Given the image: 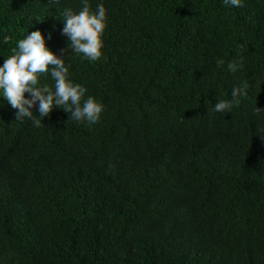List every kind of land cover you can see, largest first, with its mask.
I'll return each mask as SVG.
<instances>
[{
	"label": "trees",
	"instance_id": "1",
	"mask_svg": "<svg viewBox=\"0 0 264 264\" xmlns=\"http://www.w3.org/2000/svg\"><path fill=\"white\" fill-rule=\"evenodd\" d=\"M88 2L106 9L98 61L62 33L82 0H0V67L39 30L104 106L36 127L0 92V264H264V0Z\"/></svg>",
	"mask_w": 264,
	"mask_h": 264
},
{
	"label": "clouds",
	"instance_id": "2",
	"mask_svg": "<svg viewBox=\"0 0 264 264\" xmlns=\"http://www.w3.org/2000/svg\"><path fill=\"white\" fill-rule=\"evenodd\" d=\"M226 6L241 7V0H224ZM65 26L62 33L69 38L68 47L72 53L82 54L89 61H98L103 55V34L107 27L106 9L101 4L95 12L91 10L88 0H82V8L78 13L66 10L62 13ZM43 22V21H41ZM10 37H4L7 44ZM18 49V50H17ZM66 52L67 49H62ZM9 56L0 67V92L12 108L18 110V120L27 117L32 119L36 127L41 125L43 118L49 117L54 108H61L70 114L71 120L87 123L89 126L98 123L104 112V106L96 98H85L87 89L69 79V67L65 59L50 51L45 43L41 31H32L26 38L18 42ZM218 66L224 61L218 60ZM231 72H235L237 63L227 65ZM50 74L54 85L38 86L42 75ZM248 83L232 89V100H219L214 105L215 112H231L234 105L238 106L240 97L247 96ZM29 93L31 98H26ZM38 103V116L33 117V108ZM257 113L264 111L257 107ZM36 113V112H35Z\"/></svg>",
	"mask_w": 264,
	"mask_h": 264
}]
</instances>
